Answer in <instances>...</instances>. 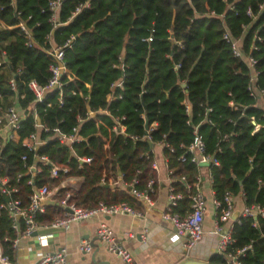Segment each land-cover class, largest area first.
<instances>
[{
	"label": "trees",
	"instance_id": "1",
	"mask_svg": "<svg viewBox=\"0 0 264 264\" xmlns=\"http://www.w3.org/2000/svg\"><path fill=\"white\" fill-rule=\"evenodd\" d=\"M47 2L13 0L9 4L0 0V20L6 26L13 25L17 21L15 11H20L36 43L27 48L16 29H0V49L7 58V67L0 69L3 98L9 94L6 81L11 75L17 92L24 94L16 106L25 108L32 99L25 82L34 79L44 85L49 76L45 36L50 33L52 42L61 45L72 35L69 46L63 49V60L75 81L62 86L61 105L57 90L49 91L43 102L35 104L38 122L49 130L55 127L69 133L77 124L76 115L83 117L86 110L98 109L123 116L121 123L127 134L141 135L144 122H155L151 139L159 141L164 136L172 148V152L163 149L162 155L168 168L174 170L172 185L183 193L177 204L180 214L187 210L189 200L177 176L185 174L190 180L197 172L182 146L191 142V131L196 126L204 137L205 152L218 161L209 169L213 199L221 202L226 191L230 196L241 193L246 206L255 205L263 213L236 217L233 241L226 251L233 253L250 244V249L239 257L240 264H264V117L263 110L255 106L256 100L246 91L251 70L257 72L256 87L264 88V0H62L57 11L59 25L53 29L47 21ZM85 2L88 6L71 16ZM247 9L250 16L245 13ZM224 30L239 41L243 57L254 60L251 69L243 59L232 56L229 45L221 38ZM15 68L19 73H14ZM116 81H121L122 89L114 88L113 94L120 97L107 101L109 87ZM251 117L260 125L255 132ZM98 118L101 123L96 125L92 119L80 123L77 133L82 139L70 145L59 143L51 131L39 132V138L47 140L55 161L67 163L73 174L81 177L74 196L77 205L91 206L101 200L126 201L132 206L134 199L125 189L110 188L100 179L120 172L128 180L136 169L143 171L142 183L152 177L147 162L138 157L148 146L108 132L110 117L102 114ZM33 131L29 114L20 122L18 134ZM106 136L107 147L102 141ZM22 154L18 144L4 142L0 175L11 179L13 173L21 171ZM180 156L183 161L178 159ZM77 157H91L92 162L81 163ZM30 163L29 153L25 165ZM39 179L41 174L33 177L34 182ZM30 191L23 181L20 199L25 200ZM8 199L0 192V203ZM45 209L37 217L42 225L51 220L50 213L58 212L54 205ZM16 235L7 213L0 209V247L9 262L13 260L11 239ZM210 261L225 264L219 254L212 255Z\"/></svg>",
	"mask_w": 264,
	"mask_h": 264
},
{
	"label": "built area",
	"instance_id": "2",
	"mask_svg": "<svg viewBox=\"0 0 264 264\" xmlns=\"http://www.w3.org/2000/svg\"><path fill=\"white\" fill-rule=\"evenodd\" d=\"M9 4L13 3V0H7ZM62 0H48L46 4V11L49 15L47 21L51 24V28H55L59 25L57 21V11ZM88 3L78 5L72 15H75L81 8H86ZM43 11V10H42ZM247 15H251L250 10L245 11ZM209 15H214L212 11H209ZM20 11H15V18L17 21L13 25L6 26L0 20V29H16L18 34L23 38V45L27 48L36 46V43L32 40L31 29L26 24V19L21 18ZM28 18V17H27ZM222 40H224L231 51L232 56L241 58L251 69L254 60L251 57H243L239 48V41L233 39L227 30L222 33ZM73 36H69L61 45H55L52 42L50 33L45 36L48 48L44 49L45 54L49 57L48 72L49 76L44 85L38 84L34 79L27 80L25 87L32 95V99L29 101L25 108H17V99L24 97L23 93H18L16 89V83L14 78L10 75L6 81L9 94L6 98L0 94V100L5 103L0 105V149L4 142L11 141L18 144L23 149V154L20 156L22 161V170L17 171L11 175V179L0 175V192L7 195L9 199L0 203V209L5 210L8 218L10 219L11 227L16 230L17 235L11 239V248L14 249L18 243V235L29 236L36 228L40 226H52V227H66L72 222H79L86 220L94 216H110L115 214L120 215H132L137 216L139 212L129 205L126 201L117 202H104L97 201L91 206H80L74 201V196L81 184V178L73 174V169L63 162H57L51 157L50 149L47 145V140L39 138V132L51 131L53 138L61 144H72L78 142L82 137L77 133L78 126L84 120L92 119L95 125L101 123L98 115H107L110 117L111 126L107 128L108 132H112L116 135H122L128 138L132 142L143 141L147 144L151 142L152 146L147 151L139 152L138 157L147 162V169L153 174L141 182L142 170L136 169L131 178L124 180L120 172L115 177L102 176L101 183H111L113 186H118L119 189H125L127 194L135 200L140 201L147 208L153 205L152 196L154 194L156 178L154 174L159 172V167L156 160L152 156V149L157 147L161 150L167 149L172 152L168 141L162 136L159 141H153L150 133L155 128L156 123L151 122L146 124L144 131L141 135L127 134L125 132L124 125L121 123L123 116L110 115L108 109H98L95 111L86 110L83 117L76 115L77 124L71 128L69 133H63L58 128H49L42 126L37 120V114L35 111V104L41 103L45 99V95L51 90H57L58 104H62L61 88L68 82H74L75 77L70 75L64 60L63 49L68 47ZM179 44V43H178ZM178 65H176L177 67ZM7 67V58L5 51L0 49V69ZM19 68H15L14 73H19ZM257 72L251 70L249 74V82L246 86L248 95L256 100L255 106L263 110L264 117V88H257L256 81ZM62 76L65 80L62 81ZM88 86V85H86ZM114 88L122 89L121 81L111 83L110 92L106 95V100L111 101L119 98L120 95H114ZM75 90L71 93L74 94ZM49 105L48 102L45 103ZM229 105L235 107L230 101ZM185 112L188 113L189 106L185 103ZM31 115L33 118L34 131L25 135L18 134L20 128V122L23 121L27 115ZM143 118V116L141 115ZM253 124V132H255L260 125L255 124L253 117L250 118ZM188 124V120L186 121ZM192 140L187 145L182 146L185 153L189 155V162L194 164L197 168V172L193 177L188 180L184 174L178 175L177 179L180 180L184 189L187 192V198L189 200L187 210L180 214L177 210V204L183 197V193L177 191L172 185L173 182V168H168L166 165V159L163 156L164 161V173L168 180L167 185V202L160 213V219L164 222L170 223L175 233L169 236L170 242H176L180 237L183 238L182 247L185 251L190 250L194 245L199 242L202 237V222L205 213V196L202 190V182L205 177L211 182L210 167L217 166L218 161L210 154L205 152L204 149V137L198 132L197 127L194 126L192 131ZM225 136H223L224 138ZM108 138V137H105ZM109 140V138L107 139ZM108 144V143H107ZM148 146V144H147ZM107 147V146H106ZM31 154V163L25 165L26 154ZM81 163L90 164L92 162L91 157H77ZM178 159L184 160L182 156ZM37 174H41V179L34 182L33 177ZM27 186H30V192L25 196V200H21L19 197V189L22 182ZM141 186V187H140ZM243 197V195L241 194ZM50 198L54 200V205L58 208V212L54 215L47 224H39L37 217L45 213L46 205L41 204V200ZM213 205L215 207V220H214V232L219 235L216 251L224 259L225 264H240L239 257L243 256L244 252L250 249V244L235 249L234 252L226 251L227 245H229L232 239V225L224 228V224L232 219L233 207L230 194L226 191L223 194L222 201L213 199ZM262 210L255 205L244 204L241 211L242 216L254 217L256 215H262ZM235 219L233 220V222ZM232 222V224H233ZM21 226V229H20ZM95 237L101 243H103L105 250L117 257L121 264H135L130 252L125 249L114 237L111 229L105 223V221H99L95 229ZM37 244L41 245L44 241V235L35 236ZM91 249L90 244L87 241H80L78 250L82 253H87ZM0 264H10L7 256L2 253L0 247ZM33 264H68L66 260V249L64 247H58L52 251H44L38 253L36 260Z\"/></svg>",
	"mask_w": 264,
	"mask_h": 264
},
{
	"label": "crops",
	"instance_id": "3",
	"mask_svg": "<svg viewBox=\"0 0 264 264\" xmlns=\"http://www.w3.org/2000/svg\"><path fill=\"white\" fill-rule=\"evenodd\" d=\"M107 139L102 137L105 147L108 143ZM152 156L158 164L159 172L154 174L156 184L152 196L153 205L150 208L134 199L132 207L139 212L137 216L126 214L99 215L79 222H72L63 227L61 231L44 235L45 242L41 245L37 244L35 236L19 234L18 243L13 249V260L10 264H33L38 253L52 251L58 247L66 249L68 264H121V261L108 253L103 243L95 237V229L101 220L105 221L116 240L130 252L135 264H178L188 259L216 264L210 261L212 255L218 254L216 245L219 235L213 229L216 211L209 180L205 177L202 182V190L205 196L202 237L193 248L185 251L182 247V237L176 242L169 241V236L175 233V230L170 223L160 219V213L167 202L168 180L164 173L161 150L154 147ZM107 185L110 188L119 189L118 186H113L111 183H107ZM231 201L233 212L236 211L237 216L240 215L244 207L241 193L231 196ZM50 210L53 212V209ZM50 214L52 217L57 213ZM233 220L226 222L223 227L231 226ZM80 241H87L90 244L89 252L82 253L78 250Z\"/></svg>",
	"mask_w": 264,
	"mask_h": 264
},
{
	"label": "water",
	"instance_id": "4",
	"mask_svg": "<svg viewBox=\"0 0 264 264\" xmlns=\"http://www.w3.org/2000/svg\"><path fill=\"white\" fill-rule=\"evenodd\" d=\"M182 88L185 86L184 83H178ZM144 127L146 128V124H144ZM149 149L151 148L152 144L150 141L147 142ZM41 204L43 205H54V200L50 199V198H45L43 200H41ZM237 216V212H233L232 214V219H235ZM63 230L62 226H58V227H52V226H40L38 228H36L33 232L30 233V236H37V235H46V234H50V233H54L57 231H61ZM178 264H210L208 262H202V261H198V260H192V259H188V260H184Z\"/></svg>",
	"mask_w": 264,
	"mask_h": 264
}]
</instances>
